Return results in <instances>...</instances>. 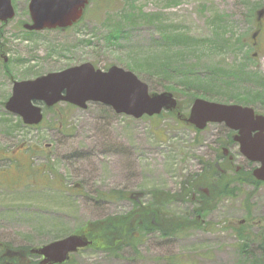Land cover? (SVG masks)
I'll use <instances>...</instances> for the list:
<instances>
[{
    "label": "rangeland",
    "instance_id": "374dc122",
    "mask_svg": "<svg viewBox=\"0 0 264 264\" xmlns=\"http://www.w3.org/2000/svg\"><path fill=\"white\" fill-rule=\"evenodd\" d=\"M29 1L12 0L16 17L0 22V251L7 245L18 260L23 255L40 264L34 249L86 235L90 222L130 214V226L139 231L134 245L122 238L118 247H91L88 237L91 244L65 264H250L262 258L264 184H244L210 203L215 207L201 211L202 226L164 232L149 229L148 221L193 220L188 213L199 208L198 193H211L208 163L230 176L235 167H254L238 145L229 149L234 166L222 161L231 137L224 123L200 131L184 118L198 98L264 114V0H89L75 26L40 32L22 25L30 21ZM181 33L191 41L174 39ZM87 62L103 71H132L151 94L172 92L182 112L178 106L137 119L101 103L83 109L62 102L43 107L42 122L29 126L7 111L15 81ZM184 75L197 82L187 83ZM191 179L199 187L190 200L183 192ZM176 194L185 199H168Z\"/></svg>",
    "mask_w": 264,
    "mask_h": 264
},
{
    "label": "water",
    "instance_id": "95a60500",
    "mask_svg": "<svg viewBox=\"0 0 264 264\" xmlns=\"http://www.w3.org/2000/svg\"><path fill=\"white\" fill-rule=\"evenodd\" d=\"M89 0H30L32 24L29 30L67 28L82 17ZM15 16L12 0H0V21L7 23ZM67 102L86 109L89 103H101L118 114L133 118L159 115L178 107L172 92L150 93L149 86L132 71L112 66L107 71L87 62L65 70L48 73L32 80L15 81L6 109L22 117L27 125H38L44 119L43 106L53 107ZM189 124L203 130L209 123H224L237 130L235 140L240 152L252 162L260 164L253 176L264 182V115H256L251 107L222 104L201 98L195 99ZM257 131L256 136L252 132ZM86 235H69L53 241L33 252L43 256L44 264H62L71 254L88 247Z\"/></svg>",
    "mask_w": 264,
    "mask_h": 264
},
{
    "label": "trees",
    "instance_id": "16d2710c",
    "mask_svg": "<svg viewBox=\"0 0 264 264\" xmlns=\"http://www.w3.org/2000/svg\"><path fill=\"white\" fill-rule=\"evenodd\" d=\"M171 38V37H170ZM184 39V41H191L192 37L187 35V34H174V39ZM169 40H172L169 39ZM160 74V73H158ZM185 79L188 81L187 83L194 84L197 82L196 77H192L190 75H184ZM264 91V90H263ZM180 112L181 106L179 104V109ZM171 113V112H170ZM179 114V112L177 113ZM208 167L206 170L210 176V182L206 181V184L209 185V188L211 189V193H207V191H200L198 194L200 195V200L201 202L198 204V214L200 213H205L201 212L204 211L205 209H213L215 207L211 204H216V202L224 197L228 196H233L237 191L241 190V186L244 184H254V185H259L263 184L262 182L257 181L252 175L251 172H233V174L230 176L229 174L222 173L217 170L215 164L213 163H208ZM190 186H184V196L190 195L189 198L193 197V190L192 188L199 187V185L193 183V180H188ZM204 182L203 178H200L198 180ZM201 186V185H200ZM199 191V190H198ZM192 192V194H191ZM124 194H122L121 197H123ZM168 199H176V200H184L185 198L181 196V194H176L174 196L168 195ZM248 198H250V194H248ZM150 210V209H149ZM151 211V210H150ZM151 213V212H150ZM130 220H131V215L128 214L126 216H121V217H114V218H107L104 220L100 221H93L90 222L86 225L85 228H83L82 232H84L90 239L93 241L91 247H94V245L104 247L108 245L109 243H112L113 245L118 247V243L121 241V239L127 240V243L129 245H134V241H137L139 231L137 229H133V226H130ZM163 220H158L156 216H153L149 219L148 221V226L149 229L157 228L158 230H163L165 232V229H168V232L172 231H185L189 229L190 227L199 225L197 224V220H189L186 217L182 218L181 221H173L170 220L169 226L168 225H162ZM154 222L155 225H152L151 223ZM147 225L145 228L146 229ZM125 237V238H124ZM105 239H108L110 241H107ZM3 248L0 251V264H37V263H31L23 258V255H20V260L15 256V251L11 250L12 252L10 253V248L7 247V245H2ZM11 247V246H10ZM12 248V247H11ZM14 249V248H13ZM244 250V248H243ZM29 251V250H28ZM27 251V254L30 256V258L33 260L37 259L38 257L34 254H31L30 252ZM257 259V258H255ZM250 264H264V249H263V254L262 258L257 259V260H252L249 261ZM39 264V263H38ZM65 264V263H64Z\"/></svg>",
    "mask_w": 264,
    "mask_h": 264
},
{
    "label": "flooded vegetation",
    "instance_id": "af4514ba",
    "mask_svg": "<svg viewBox=\"0 0 264 264\" xmlns=\"http://www.w3.org/2000/svg\"><path fill=\"white\" fill-rule=\"evenodd\" d=\"M28 7H29V5H28ZM16 10V9H15ZM16 13H17V11H16ZM259 15H260V17H259V20H262L263 18H264V11H262L261 13H259ZM13 20V19H12ZM12 20H9L7 23H5V24H9ZM29 23H32V19H31V16H30V21L29 22H25V23H23L22 25H23V27L25 28V29H27L26 28V25L27 24H29ZM76 25V24H75ZM75 25H73V26H75ZM257 35H258V31L257 32H255L254 33V40H256L257 38ZM257 42V41H256ZM255 113H256V115H264V114H262V113H259V112H256L255 111ZM184 120L186 121V117L184 118ZM229 128V127H228ZM229 134H228V136H231L230 137V139H228V144H227V146L226 147H222L221 148V151H222V161L224 160L230 167H232V166H234V156L233 155H231V154H229V149L232 147L231 145H238L239 146V148H240V144L235 140V136H238V131L237 130H234V129H231V128H229ZM257 135V131H253L252 132V136H256ZM246 160H248V162H252L251 160H249L248 158H246L245 156H243ZM253 163V168L251 169V170H249V172H251V175L253 176V171L259 166V164L258 163H255V162H252ZM213 164H215V163H213ZM215 166H216V168H217V170L218 171H220V172H222V173H224V172H226L225 174H227L228 172L226 171V170H224V169H221V167H220V165L219 164H215ZM208 168V167H207ZM240 169H241V167H235V170H236V172H239L240 171ZM229 171V170H228ZM254 177V176H253ZM259 182H261V181H259ZM263 184H264V182H262ZM206 191V190H205ZM197 204H199L200 202H201V200L200 199H198L197 201ZM197 210H198V208H196ZM196 209H194L193 211V213H195V214H190V213H188V216L190 217V218H194L193 220H197V224H199V225H203V224H205V219L203 218L204 216L202 215L203 213H200V214H198V212L196 211ZM206 210V209H205ZM204 210V211H205ZM194 215V216H193ZM192 216V217H191ZM185 217H187V216H185ZM196 217V218H195ZM263 223V224H262ZM259 228H260V230H264V222H259ZM42 257V256H41ZM43 258V257H42ZM39 259V257H38V259L40 260V264H44L43 263V259Z\"/></svg>",
    "mask_w": 264,
    "mask_h": 264
}]
</instances>
